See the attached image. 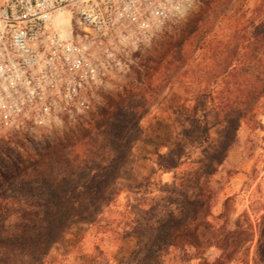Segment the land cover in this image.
<instances>
[{
  "label": "trees",
  "instance_id": "16d2710c",
  "mask_svg": "<svg viewBox=\"0 0 264 264\" xmlns=\"http://www.w3.org/2000/svg\"><path fill=\"white\" fill-rule=\"evenodd\" d=\"M202 2V10L166 33L156 53L142 63L143 70L138 69L130 85L94 114L88 129L72 130L57 142L34 149L18 140L0 144V264H51V250L68 238L74 226L100 221L138 138L126 129L127 103L140 106L133 100L135 91H153L154 77L162 69L174 71L175 65L178 72L187 60V45L193 51L211 52L210 60L221 67L220 83L227 84L229 77L237 75L245 80L221 89L220 93H229L217 101L222 112L218 121L224 127L217 143L205 147L201 157H186L183 142L172 133L162 136L167 150H156L159 167L164 171L184 167L186 171L177 181H161V194L146 207L140 206L138 217L126 218L123 232L134 238V244L123 264L264 263V207L257 221L244 211L233 227L229 225V197L221 213L216 215L212 209L217 193L212 179L227 159L237 130L242 124L248 129L263 127L264 16L248 17V68L224 70L223 58H228L227 50L236 39L232 32L242 21L218 13L217 0ZM216 20L225 24L228 36L218 38ZM186 110L189 125L181 129L182 135L189 136L191 127L208 128L197 117L194 104ZM137 130L141 136V126ZM16 146L26 147L25 155ZM210 248L218 251L213 258L206 255Z\"/></svg>",
  "mask_w": 264,
  "mask_h": 264
},
{
  "label": "rangeland",
  "instance_id": "374dc122",
  "mask_svg": "<svg viewBox=\"0 0 264 264\" xmlns=\"http://www.w3.org/2000/svg\"><path fill=\"white\" fill-rule=\"evenodd\" d=\"M217 4L218 13L242 21L239 29L232 32L236 39L229 46L228 58H223L222 66L224 70L234 66L248 68V17L259 19L264 16V0H217ZM202 8V0H195L185 15L171 19L132 54L130 69L114 72L102 83L89 88L84 93L88 108L75 119L53 127L2 130L0 144L18 140L23 141L28 149H34L36 145L57 142L72 130L88 129L90 122L94 123V114L98 113L102 106H108L110 98H115L125 85H130L138 69L143 70L142 63L148 55L156 53L155 48L166 38V33ZM216 21L218 38L228 36L225 24ZM195 51L187 45L184 53L186 62L178 72L175 65L174 71L162 69L154 77L153 91H135L133 100L141 105L136 107L135 103H127L126 129L131 130L132 137L138 138L132 146L125 168L113 184L114 198L111 204L105 207L98 223L76 225L70 230L68 238L51 250L48 257L51 264H123L134 244V238L125 236L123 232L126 218L138 217V208L146 207L154 197L161 194V181H177L186 171L184 167L174 171H164L159 167L156 150H167L161 142L162 136L172 133L174 138L181 139L185 148L184 155L192 159L201 157L205 147L211 148L217 143L224 127V123L218 121L222 112L219 113L217 101L222 95L229 94L228 90L224 94L220 91L224 86L225 89L236 86L244 81L245 77L237 75L229 77V84L220 83L221 67L210 60L211 52L207 49ZM207 69L211 71L200 76L202 71ZM175 72L178 74L171 77ZM193 104L197 107V117L202 123H206L208 128L191 127L189 136H185L182 135L181 129L189 125L186 120V107ZM260 119L263 123L261 129H248L243 124L240 126L227 159L212 179L217 191L213 212L216 215L221 213L224 201L229 197L227 209L231 212V227L234 226L237 216L244 211L250 214L253 221H257L263 213L264 113L260 115ZM140 126L143 130L141 136L137 130ZM15 149L25 155L23 148L16 146ZM217 254L215 248H210L206 253L209 258Z\"/></svg>",
  "mask_w": 264,
  "mask_h": 264
},
{
  "label": "built area",
  "instance_id": "2783aa9c",
  "mask_svg": "<svg viewBox=\"0 0 264 264\" xmlns=\"http://www.w3.org/2000/svg\"><path fill=\"white\" fill-rule=\"evenodd\" d=\"M195 0H0V131L53 127Z\"/></svg>",
  "mask_w": 264,
  "mask_h": 264
}]
</instances>
